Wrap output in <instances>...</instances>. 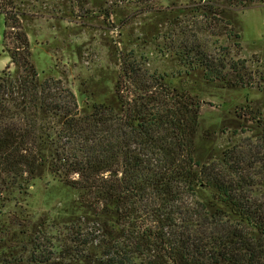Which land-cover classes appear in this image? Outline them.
Here are the masks:
<instances>
[{"label": "trees", "instance_id": "trees-1", "mask_svg": "<svg viewBox=\"0 0 264 264\" xmlns=\"http://www.w3.org/2000/svg\"><path fill=\"white\" fill-rule=\"evenodd\" d=\"M182 10L178 43L175 28L163 33L182 71H150L124 53L110 92L82 91L81 105L60 78L39 74L26 33L15 37V70H0V196L15 208L0 247L13 252L23 233L12 228L26 219L19 204L29 205V187L57 181L78 191L72 208L87 223L59 253H29V264H264V131L258 146L196 154V87L241 85L245 72V60L209 51L204 32L212 22L240 35L222 17L227 9ZM0 14L15 18L2 6ZM24 254L0 253V264Z\"/></svg>", "mask_w": 264, "mask_h": 264}, {"label": "rangeland", "instance_id": "rangeland-1", "mask_svg": "<svg viewBox=\"0 0 264 264\" xmlns=\"http://www.w3.org/2000/svg\"><path fill=\"white\" fill-rule=\"evenodd\" d=\"M10 1L5 6L4 0H0V6L15 17L4 22L5 16L0 14V70L14 72L9 50L15 37L25 32L30 60L39 74L60 78L80 105L85 101L82 91L94 89L95 99L103 97L102 91L110 92L124 53L132 52L150 71H182L172 49L164 45L167 41L163 33L175 28L176 45L181 25H187L181 24L182 11H186L182 9L191 11L201 4L227 9L222 17L230 20L240 37H226L221 26L212 22L203 36H207L209 51L229 52L230 58L245 60V72H239L244 83L231 87L202 81L196 87L202 99L196 154L206 160L222 147L241 143L260 145L258 139L264 131V1ZM241 2L247 5L242 6ZM175 18L177 22L173 23ZM237 41L239 46L235 45ZM28 193L25 198L29 205L19 204L25 207L21 210L26 219H20L23 224L12 228L16 232L21 228L23 233L16 237L13 252L0 247V253H25L26 261L14 264H29V253H43L44 249L59 253L60 246L67 245L65 237L83 231L81 228L87 223L81 210L72 208L77 204V190L56 181L31 185ZM13 210L14 202L0 196V227H5L3 222ZM0 235L7 236L3 232Z\"/></svg>", "mask_w": 264, "mask_h": 264}]
</instances>
